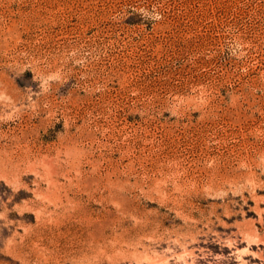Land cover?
I'll return each instance as SVG.
<instances>
[{"label":"rangeland","instance_id":"rangeland-1","mask_svg":"<svg viewBox=\"0 0 264 264\" xmlns=\"http://www.w3.org/2000/svg\"><path fill=\"white\" fill-rule=\"evenodd\" d=\"M162 262L264 264V0H0V264Z\"/></svg>","mask_w":264,"mask_h":264},{"label":"bare ground","instance_id":"bare-ground-1","mask_svg":"<svg viewBox=\"0 0 264 264\" xmlns=\"http://www.w3.org/2000/svg\"><path fill=\"white\" fill-rule=\"evenodd\" d=\"M83 220V219H82ZM62 228V227H61ZM66 230V229H65ZM64 233V232H63ZM66 236V235H65ZM85 239V238H84ZM58 243V242H57ZM69 243V242H68ZM73 244V243H72ZM131 245V244H130ZM150 246V245H149ZM108 247V246H107ZM141 247V246H140ZM135 249V248H134ZM102 251V250H101ZM103 252V251H102ZM93 256V255H92ZM115 256V255H114ZM120 256H121V254H120ZM144 256V255H143ZM68 257V256H67ZM85 257H86V255H85ZM123 257V256H122ZM128 257V256H127ZM142 257V256H141ZM113 258V257H112ZM129 258V257H128ZM143 258V257H142ZM141 258V259H142ZM111 259V258H110ZM159 259H161V258H159ZM144 260V259H143ZM154 260V259H153ZM34 261V260H33ZM69 261V260H68ZM160 262V261H159ZM165 262V261H164ZM164 262H162V264L164 263ZM86 263V262H85ZM88 264V263H87ZM157 264V263H156Z\"/></svg>","mask_w":264,"mask_h":264}]
</instances>
